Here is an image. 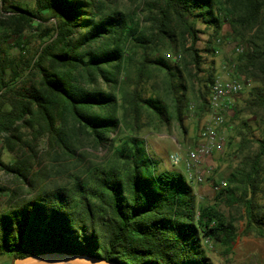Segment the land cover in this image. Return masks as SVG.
<instances>
[{
    "label": "trees",
    "instance_id": "trees-1",
    "mask_svg": "<svg viewBox=\"0 0 264 264\" xmlns=\"http://www.w3.org/2000/svg\"><path fill=\"white\" fill-rule=\"evenodd\" d=\"M142 11L145 29L133 14L101 1L36 0L30 7L0 0V135L7 146L18 144L20 126L37 121L72 154L64 134L73 125L108 148L103 164L76 175L74 183L52 186H40L43 171L32 177L26 162L6 164L0 153V167L39 189L15 203L13 194L0 211V257L14 261L61 252L116 264H215L205 239L230 250L239 235L236 219L217 202L198 203L182 172L159 170L161 159L141 134L183 122L189 99L185 70L192 78L204 73L198 109L200 116L206 113L216 72L204 67L203 53L216 54L226 23L233 37L250 45L237 57L239 71L259 84L236 109L241 161L215 199L240 204L245 232L264 237V204L256 200L264 192V0H144ZM198 23L212 29L204 49L197 42L207 31ZM31 29L41 30V42L27 57L22 50ZM164 43L171 57L161 53ZM16 47L19 57L12 54ZM154 71L165 73L164 95L155 89L147 95ZM27 78L32 82L23 85ZM99 80L107 87L97 86Z\"/></svg>",
    "mask_w": 264,
    "mask_h": 264
},
{
    "label": "rangeland",
    "instance_id": "rangeland-1",
    "mask_svg": "<svg viewBox=\"0 0 264 264\" xmlns=\"http://www.w3.org/2000/svg\"><path fill=\"white\" fill-rule=\"evenodd\" d=\"M30 6H35L36 0H21ZM104 2L107 6L112 8H118L123 11L133 14V16L139 18L143 28L147 27L145 22L142 7L144 0H96ZM52 21L46 23V27H52ZM198 27L205 31V25L198 23ZM206 33H200V40L197 42V47L204 49L206 42L209 38V34L212 33V29H206ZM41 30L31 29L26 32L27 37L24 38V54L29 57L32 56L40 46L41 38L39 33ZM221 37L224 43L220 46L221 52L215 55L203 53L205 57L204 67L206 69L215 68L217 73L220 70V65L223 61L232 57H238L239 54L235 51L236 41H242L246 50H249V42L247 38L233 37L230 25L226 23L221 32ZM161 53L171 52L172 49L167 45L161 44ZM20 48L16 47L12 49V54H20ZM184 56V53L182 52ZM176 61V60H175ZM185 74L188 80V106L186 116L183 122L174 120L170 125L163 126L161 129L155 127H148L142 131L141 134H151L154 136H165L160 139L161 142L167 141L166 148H163L160 154L161 158L168 159L170 152L180 150L182 153H186V148L194 145L197 140L200 128L201 119L199 105V88L202 86L200 79L204 77V73H200L196 78L189 76L188 71L185 70ZM244 76V89L241 92L237 104V108L242 107L250 97L251 89L259 84L258 80L253 78L247 79ZM39 77H33V80H37ZM166 77L163 71H154L152 77L146 83L147 95L154 94V89L158 93L164 95L166 88ZM32 82V81H31ZM29 79L22 83L23 85H29L31 83ZM97 86L103 88L107 87V84L101 80L96 83ZM89 86H92L91 84ZM170 102V99H167ZM195 104V108L191 110V105ZM146 117V114L144 115ZM253 124H255V118L252 115L247 116ZM229 122L234 123V127L229 131L227 138V144L225 150L222 152H215L209 159L211 165V173L207 175L204 183L195 189L197 202L213 204L217 202L220 209L228 217L236 219V225L238 227V237L232 244L230 250L225 248L217 241L204 240L205 248L208 256L211 257L215 264H264V237L256 236L254 234H247L245 232V210L240 204H229L225 202L216 201L215 195L217 190L215 189V181L222 178L226 179L232 172L235 166L241 161V157L236 155V149L240 141V137L236 134V129L239 121L230 119ZM39 122H35V126L22 125L15 133L18 135V144L11 149L7 146L8 142L3 135H0V153L1 158L6 164H12L18 162V164L26 162L31 167V176L35 175L39 171H43L44 175L40 178V186H52L61 185L67 183H74L76 175L82 173V175L88 174L89 170L104 163L108 148L95 143L92 137L88 134H81L75 130L73 125V131H68L69 134H64V138L71 144L74 149V154L67 151L61 143H58L55 138L49 133H46L44 129L38 127ZM255 126V125H254ZM255 134L259 135L260 131L256 129ZM231 136H234L233 143L229 144L228 141ZM181 143L182 146H179ZM180 147V149H179ZM257 147V145L255 146ZM151 153L155 154L151 148ZM156 157V156H155ZM158 158V157H156ZM180 171L185 175V165L182 163L178 167ZM177 171V170H176ZM179 172V171H178ZM47 174V176H45ZM186 176V175H185ZM0 187L5 190H0V211L5 210L11 202L12 195L15 194L14 203L23 199L34 196L38 192V188H33L27 181L18 176L16 173L7 171L0 167ZM256 200L264 204V192L261 191L256 196ZM13 261L9 256L0 257V264H11Z\"/></svg>",
    "mask_w": 264,
    "mask_h": 264
},
{
    "label": "built area",
    "instance_id": "built-area-1",
    "mask_svg": "<svg viewBox=\"0 0 264 264\" xmlns=\"http://www.w3.org/2000/svg\"><path fill=\"white\" fill-rule=\"evenodd\" d=\"M220 46L224 43L221 36L216 38ZM246 48L240 40L235 43L237 54L245 52ZM217 50L216 54L220 53ZM166 56L172 55L166 53ZM181 56V55H179ZM244 76L239 71V62L236 57L225 60L220 65V70L216 73L213 81L209 84L208 110L200 117L202 123L196 142L193 146L186 148V153L180 150L171 152L169 161L172 166L185 165V175L187 180L193 185L194 189L200 187L208 174L211 173L209 159L215 152L225 150L229 131L235 126L229 122L233 119L239 96L244 89ZM191 110L195 104L191 105ZM154 135L146 134L144 139L147 140ZM160 136V135H159ZM180 149V148H179ZM227 179H220L215 185V189L225 188L228 184Z\"/></svg>",
    "mask_w": 264,
    "mask_h": 264
},
{
    "label": "water",
    "instance_id": "water-1",
    "mask_svg": "<svg viewBox=\"0 0 264 264\" xmlns=\"http://www.w3.org/2000/svg\"><path fill=\"white\" fill-rule=\"evenodd\" d=\"M12 264H116L103 258L74 255L61 252L17 257Z\"/></svg>",
    "mask_w": 264,
    "mask_h": 264
},
{
    "label": "crops",
    "instance_id": "crops-1",
    "mask_svg": "<svg viewBox=\"0 0 264 264\" xmlns=\"http://www.w3.org/2000/svg\"><path fill=\"white\" fill-rule=\"evenodd\" d=\"M164 137L165 136H153V137H150L147 140V144L149 146V152L151 153V148H152L155 154H152V153L151 154L161 159V162L159 164V170L170 169V170L180 171V169L178 168L179 166H172L171 165V163L169 161V157L166 160V159L161 158V156H160V154L163 151V148H166V144H167V141H164V142L160 141V139H163ZM179 146H182L181 143L179 144Z\"/></svg>",
    "mask_w": 264,
    "mask_h": 264
}]
</instances>
